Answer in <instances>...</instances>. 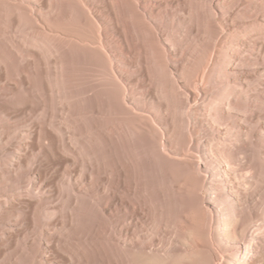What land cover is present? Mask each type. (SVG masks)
<instances>
[{"label":"bare ground","instance_id":"bare-ground-1","mask_svg":"<svg viewBox=\"0 0 264 264\" xmlns=\"http://www.w3.org/2000/svg\"><path fill=\"white\" fill-rule=\"evenodd\" d=\"M0 264H264V0H0Z\"/></svg>","mask_w":264,"mask_h":264}]
</instances>
